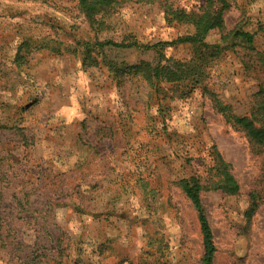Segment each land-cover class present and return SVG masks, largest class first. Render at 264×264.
I'll return each instance as SVG.
<instances>
[{
	"label": "rangeland",
	"instance_id": "obj_1",
	"mask_svg": "<svg viewBox=\"0 0 264 264\" xmlns=\"http://www.w3.org/2000/svg\"><path fill=\"white\" fill-rule=\"evenodd\" d=\"M118 1L100 39L142 44L193 32L167 22L165 6L190 12L206 3ZM229 2L224 31L206 37L223 51L167 47L190 73L168 83L84 66L80 43L96 35L79 0H0V264H202L197 212L179 182L206 184L215 151L239 192L201 193L213 264H264V146L215 106L246 116L258 108L264 30L254 48L229 34L264 28V0ZM104 53L130 66L154 57L136 47Z\"/></svg>",
	"mask_w": 264,
	"mask_h": 264
},
{
	"label": "trees",
	"instance_id": "obj_2",
	"mask_svg": "<svg viewBox=\"0 0 264 264\" xmlns=\"http://www.w3.org/2000/svg\"><path fill=\"white\" fill-rule=\"evenodd\" d=\"M153 3L167 4L171 0H145ZM120 2L118 0H79L81 12L87 18L91 30L95 33V39L80 43L82 47V59L84 66H93L100 63H107L114 71L116 77L126 73L142 75L151 82H180L190 73L188 63L173 60L168 57L165 50L169 46L177 44H191L197 48H203L211 56H218L225 48L222 44H209L206 37L211 33H222L225 29L224 14L231 7L229 0H206L201 11L187 12L185 9L176 8L170 4L165 6L164 14L167 22L188 23L193 27V32L178 36L172 41H158L153 44H142L137 40H131L130 36L116 35L110 38L100 39L101 32L110 29L109 19L118 12ZM250 32L236 28L230 32L235 38L242 41L250 48L255 46V38L259 31ZM224 41L227 36L223 35ZM131 48L136 47L151 51L154 57L150 60L143 59L132 66L126 63H118L108 59L104 53L105 48ZM259 98L256 102L257 110L250 116L238 115L231 111L228 106L220 105L217 101L215 106L222 113L227 123L245 132L251 143L256 147L264 146V88L259 91ZM216 153V174L203 184L199 178L192 176L182 179L179 182L187 198L193 204L197 212L198 222L202 234L203 255L202 264H213L217 251L214 241V234L209 223L206 209L203 204L201 193L205 190H222L227 194H237L239 184L232 173V165L225 161L220 153ZM2 225L0 224V228ZM2 240V233L0 232Z\"/></svg>",
	"mask_w": 264,
	"mask_h": 264
}]
</instances>
